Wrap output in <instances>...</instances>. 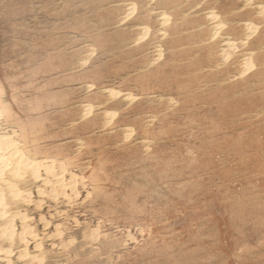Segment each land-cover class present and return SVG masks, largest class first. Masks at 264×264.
<instances>
[{"label": "rangeland", "instance_id": "1", "mask_svg": "<svg viewBox=\"0 0 264 264\" xmlns=\"http://www.w3.org/2000/svg\"><path fill=\"white\" fill-rule=\"evenodd\" d=\"M0 264H264V0H0Z\"/></svg>", "mask_w": 264, "mask_h": 264}]
</instances>
